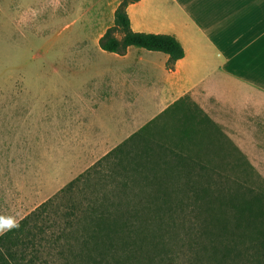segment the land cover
<instances>
[{"label": "crops", "instance_id": "crops-1", "mask_svg": "<svg viewBox=\"0 0 264 264\" xmlns=\"http://www.w3.org/2000/svg\"><path fill=\"white\" fill-rule=\"evenodd\" d=\"M114 2L0 0V17L5 14L15 33L32 32L49 12L76 17L35 56L40 65L16 68L8 84L0 83V121L8 118V133L0 137V183L9 181L0 200L13 216L25 212L23 219L147 124L169 118L175 111L165 112L186 96L217 123L215 114H239L243 99L264 91L263 72L250 69V78L242 77L249 59L264 56V0L129 5L133 31L181 43L185 56L173 68L161 52L131 46L118 55L101 48L114 26L120 1ZM19 157L32 177L21 187L15 176L11 183Z\"/></svg>", "mask_w": 264, "mask_h": 264}, {"label": "trees", "instance_id": "trees-1", "mask_svg": "<svg viewBox=\"0 0 264 264\" xmlns=\"http://www.w3.org/2000/svg\"><path fill=\"white\" fill-rule=\"evenodd\" d=\"M138 1L121 0L101 48L118 55L131 46L161 52L173 68L185 56L174 36L131 29L127 8ZM171 111L182 146L199 149L201 130L213 121L188 96L165 115ZM154 125L69 182L20 220L18 230L0 235V264H264V188L216 186L217 170L190 149L126 151L128 141ZM168 171L180 179L176 184L157 180Z\"/></svg>", "mask_w": 264, "mask_h": 264}, {"label": "rangeland", "instance_id": "rangeland-1", "mask_svg": "<svg viewBox=\"0 0 264 264\" xmlns=\"http://www.w3.org/2000/svg\"><path fill=\"white\" fill-rule=\"evenodd\" d=\"M119 1L121 2V0H115L114 3L116 4ZM75 18L76 17L73 16L62 18L59 14L49 12L47 21H45V19L39 22L34 26L32 32L24 31L23 33H15V31H11L9 20L5 14L1 16L0 83L8 84L10 77L17 75L16 68L40 65L42 58L35 56H41L43 52L50 49L56 42L57 39L55 36L62 29L63 24L70 23L71 20ZM76 24H78V29L80 23L76 21ZM116 34L120 35L121 32L118 31ZM250 69L255 73H264V56L260 55V57H258L257 55L249 59V62L242 70L243 79L250 78ZM243 90L245 91L242 92L246 94L250 92L246 91L247 89ZM262 92L264 91H258V95L254 92L253 94L250 93L252 97L243 99L241 102L242 104L236 106L238 110L241 109L239 114H215L214 116L220 119V122H213L214 125L206 124L203 126L201 134L204 135L202 137L205 141L201 143L202 145L199 149L198 146L195 148L191 146L190 143H185L183 147L179 138L180 136H178L175 129L177 123H174L170 117H167L164 121L160 120L157 124L152 126L150 128V133L146 132L141 138L128 141L126 151L131 152L132 156H135L137 153L143 155L141 151L145 149L146 145L153 149L155 153L158 151V147L160 149L164 147L171 148L179 152L181 150L183 151V149H190L195 151L192 153V156L196 157L198 156L197 154L200 153L199 157L200 160H202L201 162L207 166L214 167L219 175H221L219 176L216 172L213 176L212 180L214 182L212 183H215L216 186L230 188L236 187L238 183L252 182L256 187L264 188V97L259 95V93ZM6 133H8V118L5 117L4 122L0 121V137H4ZM220 146H223L222 149H219ZM20 155L19 153L18 156ZM26 165H28L27 161L19 157L16 169L11 174V183L14 182L15 176L18 182L17 187H21L23 178L32 180V177H26L24 173L26 171V169H24ZM170 174L171 171H168L165 175L159 174V179H156L168 180L172 183H175L176 180H180L175 175L172 174L173 177ZM204 180L206 181L207 179ZM2 181L3 183H0V197L3 196L5 185L9 182L8 179ZM29 184L32 185V183ZM14 186L15 185L10 187V189L14 188ZM227 193L228 192L225 191L222 195L226 196ZM12 194H17L15 188ZM212 195L218 196L219 194L216 193ZM60 204L64 206L69 204V202L67 201V203H64L61 201ZM11 214L12 212L3 209V203L0 200V215L7 216ZM24 214L25 212L16 215V217L22 220Z\"/></svg>", "mask_w": 264, "mask_h": 264}, {"label": "clouds", "instance_id": "clouds-1", "mask_svg": "<svg viewBox=\"0 0 264 264\" xmlns=\"http://www.w3.org/2000/svg\"><path fill=\"white\" fill-rule=\"evenodd\" d=\"M21 221L12 215H0V234H4L9 231L18 230L20 228Z\"/></svg>", "mask_w": 264, "mask_h": 264}]
</instances>
